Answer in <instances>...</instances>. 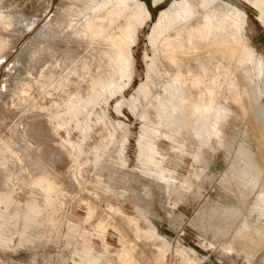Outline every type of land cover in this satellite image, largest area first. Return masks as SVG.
Masks as SVG:
<instances>
[{"label": "rangeland", "instance_id": "374dc122", "mask_svg": "<svg viewBox=\"0 0 264 264\" xmlns=\"http://www.w3.org/2000/svg\"><path fill=\"white\" fill-rule=\"evenodd\" d=\"M115 3L0 0V264H264V214L248 212L252 195L229 232L218 235L208 223L226 205L220 194L239 198L230 192L238 179L248 178L254 201L264 200V92L245 94L248 73L239 78L232 65L218 70L210 103L189 117L160 97L175 84L161 45L180 28L229 20L241 37L237 50L250 44L264 57V14L259 20L254 7L261 3L124 0L112 21H96L101 37L81 30L91 9ZM127 33L124 83L107 74V57L89 54L112 44L108 35L123 40ZM207 92L199 86L193 98ZM12 145L20 154L15 171L5 170ZM38 188L45 195L30 192ZM220 225L226 229L227 220ZM240 226L255 250H240L233 237Z\"/></svg>", "mask_w": 264, "mask_h": 264}, {"label": "bare ground", "instance_id": "6f19581e", "mask_svg": "<svg viewBox=\"0 0 264 264\" xmlns=\"http://www.w3.org/2000/svg\"><path fill=\"white\" fill-rule=\"evenodd\" d=\"M123 1L124 0H115L116 3L113 5H110V6H109L110 2L107 1V3H109L107 6H106V4L95 6L93 9H91V11H93L92 15L87 14L89 20L86 21V23L84 24V28H82L81 30L90 32L92 34V37H94V38L101 37L104 29L99 28L98 26L100 24L97 26L96 21L97 20H103L106 16H109V20L112 21V19H113L112 17L115 14V8L119 7V3H123ZM258 2H260L261 5L256 3L254 5V7L258 9L259 15L257 18H259V20H261L260 16L262 14H264V0H258ZM126 9L129 10V7H126ZM237 12H238V16L241 17V19L243 21H245L244 11L241 8H238ZM132 17L133 18L137 17L135 12H133ZM70 22H71V20H70ZM60 25H63V24H60ZM69 26L72 27L71 25H69V23H66V25H64L62 27L69 28ZM70 31H71V29H70ZM76 31H74V32H76ZM121 31L122 32L124 31L125 33L128 31L129 34L131 33V30H127L125 28L121 29ZM128 33H127V35H125V39H123V40H119L117 38H114V36H112V35H108L107 36L108 39H111L114 42L106 48H103L104 46L99 44L98 47H100V48H91V50H93V51L89 54V55L95 54L96 56L100 55L103 57H107V59H108L107 60L108 63L106 61L107 65H108V68L106 70L107 74L109 76H116L117 79H124V83L130 79L129 72L127 70L128 66H129V62L125 56V51H126L125 49L128 48L132 42L131 35L129 36ZM76 34L78 35L77 32H76ZM80 36H81V34H80ZM77 38H79V37H77ZM80 38H82V36ZM240 40H241V37H240V34L237 32V29L235 28V24L229 20H226V21L223 20L220 23H217L214 21L208 22L207 20H203L198 25L192 24V25H189L187 27L180 28L179 30H177L174 33V35L169 34L168 36L164 37L163 43L161 45V47L163 49V51H162V57H163L162 63L165 66L172 68L174 75H175V82H174L175 84L173 86H171V85L167 86L161 92L160 97H164L165 104L175 106V108L177 110H179V112L182 111L185 113L186 117H189L188 115L192 114L200 104L201 105L207 104L209 102V97H211L215 93V86L218 85V83L220 82V76H219L220 74H219L218 70L221 69L223 71V73H226L232 65L234 66L235 73L237 76H239V78H242L243 74L248 73L247 76H249V79L251 80V84H243L242 85V88H243V91L245 94L248 95L251 92L254 96H259L261 92H264L263 91L264 90V57L259 51H257L254 48V46H251L250 44H249L248 51H245V50L238 51L237 50V43ZM120 41H121V43H120ZM201 43H203L202 45H204V46H199L201 48V50L195 49L191 52H188L186 50L188 46L200 45ZM85 48H86V46H85ZM41 50H42V48H41ZM94 51H97V53H93ZM255 52L257 54L256 56H254ZM39 55H41V54H39ZM50 57H51V55H50ZM54 59L57 60L56 58H54ZM193 67L198 68V69L196 71H193L192 70ZM98 70L99 69L97 68L96 71H98ZM124 83L121 84V87L124 86ZM232 83H233V85L236 86V78L232 79ZM202 85L204 86V88H206V90L208 92L206 93L205 97H203L202 99H200V97H197L194 99L193 98V92H195L197 90V88L199 86H202ZM179 90H181L184 93V95H186L185 101H183L179 98V95H181L179 93ZM14 97H16V96H14ZM18 98H20V97H18ZM178 105L180 106V108H178ZM55 106H57V105H55ZM21 108H22V106H21ZM48 112H50V110ZM24 113L28 114L27 111L26 112L24 111ZM8 119L9 118H7L6 120L8 121ZM27 123H25L26 126L28 124H31V123H28V124ZM25 125H24V127H25ZM20 126H22V125H20ZM45 127H47V126H45ZM25 128H27V127H25ZM36 129L37 128L35 127L34 131H36ZM47 129H48V127H47ZM48 132H50V130L49 131L47 130V133ZM6 133L7 132H5V134ZM19 133H20V131H19ZM33 133L35 134L36 132H33ZM47 133H46V135H48V136L52 135V134H47ZM28 135H30V134H28ZM31 135H33V134H31ZM38 135L39 134H37V136ZM34 136H36V134ZM49 138H51V137H49ZM21 139H22V137L18 140H21ZM30 139H28V141ZM34 139H35V137H34ZM36 139H38V137ZM13 140H14V138H13ZM46 140H47V138H46ZM26 143L27 142L25 141L24 144H26ZM31 143H33V140ZM20 144H22V143H20ZM27 144H29V143H27ZM27 146L29 147V145H27ZM24 147H23V149H24ZM16 148H17L16 145H12L9 148L8 151L10 152L11 157L9 159H7V164L5 165V170H12V171L17 170V166L19 165V163H17L15 155H17V154L20 155V154ZM20 150H22V149H20ZM54 150H55V154H56V152H57L56 148ZM26 151H28V149ZM26 151L23 154H26ZM45 151L46 150H44V152ZM30 152L31 151H29V154H30ZM33 152H34V150H33ZM49 152H50V150H49ZM60 152H61V150H60ZM20 153H21V151H20ZM62 157H63V155H62ZM55 158H56V156H55ZM55 158H54V160H55ZM58 158H59V156H58ZM24 160H25V158H24ZM26 160H27V158H26ZM26 160H25V162H26ZM28 160H30V158H28ZM34 160H35V157H34ZM47 160L46 161L44 160V161L47 162ZM32 161H33V158H32ZM28 162L29 161H27V163ZM45 162H44V165L46 164ZM29 163H31V162H29ZM33 164H35V163H33ZM39 166H41V165H39ZM45 166H47V165H45ZM34 167H35V165H34ZM49 167L52 168V166H49ZM44 168H46V167H44ZM33 169H36V168H33ZM38 170H40V169H38ZM49 170H46V171H49ZM37 174H39V173H37ZM51 175H52V173H51ZM163 176L166 179L168 178L167 174H164ZM30 192L32 194H35L38 196L40 194L45 195L46 190L38 188L37 190H31ZM67 192H69V190ZM263 202H264V200H261V199H257L256 201L253 202V206L255 207V215H257V217H260L264 214V203ZM3 204H4L3 206H5L6 202L4 201ZM2 222H3V218L1 217L0 223H2ZM246 225H247V223L244 224V226H246ZM245 233L246 234H240V236H243V239L245 240V245H244V243H240V247H241L240 250L243 251L244 248L247 250H255L256 246H257L255 239H253V237H251L247 232H245ZM140 259H141V257H140Z\"/></svg>", "mask_w": 264, "mask_h": 264}, {"label": "crops", "instance_id": "0c3cea01", "mask_svg": "<svg viewBox=\"0 0 264 264\" xmlns=\"http://www.w3.org/2000/svg\"><path fill=\"white\" fill-rule=\"evenodd\" d=\"M243 173V175L240 174V176L245 177L246 173L244 172V170L241 172ZM250 180L247 178V180L245 182H243V180L238 179V189L234 190L233 187H230V192L231 194H239V198H231L228 199L227 201H225V199L223 197H221L219 195V198L222 199L223 203L226 204L224 207L222 206L219 210H217V215H215V217L208 219V223L209 221L214 222V227L216 228V230H218V235H223L225 232H229L230 227L234 221V219H236V217L238 216V213L240 211V208L242 207V204L245 203V201L250 197V195H252L253 200L251 202V206L248 210V212L250 210H252L251 214H253V210L255 209V207L253 206V201L255 198V192L256 189L255 187H253L252 185H250ZM254 215V214H253ZM227 220L228 225L226 227V229H222L220 222L222 220ZM242 226H240L239 230L237 231L236 234L233 235V237L236 239L235 242L236 243H244L245 245V240L243 239V236H240V234H246L244 231V228L241 230ZM263 259H264V255H263Z\"/></svg>", "mask_w": 264, "mask_h": 264}]
</instances>
